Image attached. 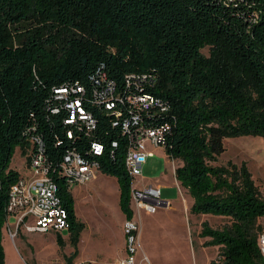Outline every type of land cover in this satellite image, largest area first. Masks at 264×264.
Segmentation results:
<instances>
[{
    "label": "trees",
    "instance_id": "1",
    "mask_svg": "<svg viewBox=\"0 0 264 264\" xmlns=\"http://www.w3.org/2000/svg\"><path fill=\"white\" fill-rule=\"evenodd\" d=\"M129 75L136 83L128 85ZM103 79L115 83L116 95L164 101L167 112L149 122L171 126L164 148L183 163L176 178L194 200L190 212L230 220L223 229L203 221L200 237L218 248L223 264H264L257 223L264 195L245 162L213 164L228 138L264 140V0H0V264H6L10 192L21 178L12 159L18 148L28 154L32 137L45 143L68 214L74 251L66 264L76 258L86 227L56 171L69 151L117 179L120 209L126 220L134 218V179L125 164L130 142L122 127L130 112L120 102L113 110L95 102ZM62 87L84 88L69 97L92 114L94 130L79 119L67 123L70 110L55 92ZM94 144L103 147L101 155ZM57 244L65 247L61 234Z\"/></svg>",
    "mask_w": 264,
    "mask_h": 264
},
{
    "label": "rangeland",
    "instance_id": "2",
    "mask_svg": "<svg viewBox=\"0 0 264 264\" xmlns=\"http://www.w3.org/2000/svg\"><path fill=\"white\" fill-rule=\"evenodd\" d=\"M209 54L208 48L203 50ZM226 151L216 166H227L229 162L241 166L246 163L260 192L264 195V140L261 137L241 136L225 140ZM28 153V152H27ZM164 157H153L148 160L151 172ZM146 165V164H145ZM11 167L25 172L27 156L18 148L12 159ZM144 170L142 176H144ZM134 180L136 189H142L145 181ZM78 219L86 225L77 248V256L73 263L89 262L97 264H113L115 259L123 257L124 241L120 231L122 219L120 215V189L117 181L95 179L72 189ZM180 190L173 187L163 200H171L173 206L181 205ZM168 198H165V197ZM190 201V200H189ZM172 208V207H171ZM159 210L154 214L139 212L136 216L141 228L138 264H210L216 257L218 248L207 246L209 238H201L203 221H207L214 229H223L230 225L224 217L208 214L195 215L190 211L184 214L182 207L177 210ZM264 227V217L257 222ZM66 239L63 249L57 244V233H32L19 235L12 241L5 228L3 245L6 253V264H66V257L71 256L74 246L70 242V233L62 232ZM65 252V253H64ZM69 254V255H68ZM68 255V256H67ZM147 255L148 261H142ZM113 260L111 262H108ZM107 262V263H106ZM92 263V262H91ZM93 264V263H92Z\"/></svg>",
    "mask_w": 264,
    "mask_h": 264
},
{
    "label": "built area",
    "instance_id": "3",
    "mask_svg": "<svg viewBox=\"0 0 264 264\" xmlns=\"http://www.w3.org/2000/svg\"><path fill=\"white\" fill-rule=\"evenodd\" d=\"M135 75L127 77L128 85L131 80L136 83ZM103 86L94 92L95 102L104 105L108 110H113L118 103L125 104L129 110V116L122 122L124 134L129 138L130 146L126 156V168L135 180L142 176L144 166L153 153L148 149L164 147L171 126L168 123L154 125L149 122V117L155 114H163L168 110L164 101L157 96L146 93H129L125 97L116 95V85L113 81L103 79ZM100 84V83H98ZM57 98L65 101L70 110V119L67 123L74 124L77 119L84 122L88 131L94 130L96 121L91 113L81 105V100L70 99L71 92L84 93L82 87H62L55 90ZM54 109L53 112H57ZM116 116L122 118L120 111ZM118 123H114L116 126ZM71 136V134H69ZM32 147L27 155L28 176H21L12 187L10 201L7 207L6 229L12 241L19 237L20 233H49L62 234L69 230L68 214L62 204L59 194V185L51 177L52 168L43 139L39 136L31 138ZM115 147L117 143L113 144ZM103 147L93 145V153L101 155ZM59 177L68 181L69 190L75 186L90 183L100 171L99 164L87 160L79 152L72 150L64 155L57 168ZM134 183V182H133ZM132 202L138 211L154 214L161 209H170L172 203L161 198V190L157 187L147 186L136 189L132 184ZM125 256L113 264H138L137 257L140 249L141 228L138 220L134 218L125 221ZM258 247L264 262V227L258 235ZM142 261H148L147 255H143ZM74 264H87L82 261ZM223 264L222 257L216 256L213 263Z\"/></svg>",
    "mask_w": 264,
    "mask_h": 264
},
{
    "label": "crops",
    "instance_id": "4",
    "mask_svg": "<svg viewBox=\"0 0 264 264\" xmlns=\"http://www.w3.org/2000/svg\"><path fill=\"white\" fill-rule=\"evenodd\" d=\"M148 149L153 153V155L150 156L148 158V160H151L153 157L159 156L161 158L164 157L166 161L164 163L163 162L160 163L159 166H157L155 168L154 172H151L149 166H147V163H146V165L144 166L145 175L141 176L138 179V181H145V186L143 188H145L147 186H153V187L159 188L161 190V196H163L164 194L168 195V193L172 191L174 186L177 187L180 190V193H181L180 194L181 195V205L178 204L177 206L176 205L173 206V202L171 200H168V201H170L172 203L171 210L176 211L177 207H178V209H180L179 207L181 206L182 209H183L184 214L187 215V213H189V211L191 210V207H192V205L194 203V200L191 197V195L189 194L188 190L183 188L181 186V184L179 183V181L177 180V178H176V169H177V167H179V166H181L183 164L182 161L171 159L168 156V154L166 153V150H165L164 147H153V146L150 145L148 147ZM21 153H22V151H21ZM148 160H147V162H148ZM20 174H21V176H28L29 175L28 168L26 167L25 168V172H23V173L20 172ZM101 177L103 179H105V180H110V181H114V182L117 181V179L115 177L108 176L106 174H103L100 171L96 174V176H95V178L93 180L99 179V178L101 179ZM117 183H118V181H117ZM133 187H135L134 183H133ZM165 198H168V197L166 196ZM168 199H170V198H168ZM119 201H120V197H119ZM119 206H120V204H119ZM132 208L134 210V219L137 220L136 219L137 218V216H136V207H135V204L133 202H132ZM161 210L165 211V210H168V209H161ZM120 215H121V219L123 221L121 226H120V231H121V234H122V237H123V241H124V246H123V257H124L125 256V235H124L123 226H124L125 221H127V220H126L125 215L121 211V209H120ZM21 234H24L25 236H27L28 234H32V233L22 232ZM63 239H64V241L66 243V239L64 237H63ZM115 260L118 261L119 259H115ZM111 261H113V260H110L108 262H111ZM89 262H92L93 264H97V263H95V262H93L91 260H89Z\"/></svg>",
    "mask_w": 264,
    "mask_h": 264
}]
</instances>
